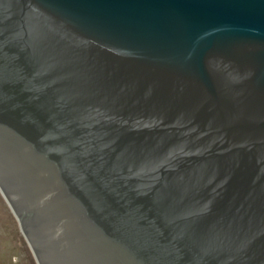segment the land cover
<instances>
[{"label":"water","instance_id":"obj_1","mask_svg":"<svg viewBox=\"0 0 264 264\" xmlns=\"http://www.w3.org/2000/svg\"><path fill=\"white\" fill-rule=\"evenodd\" d=\"M0 189L39 264H264V0H0Z\"/></svg>","mask_w":264,"mask_h":264},{"label":"rangeland","instance_id":"obj_2","mask_svg":"<svg viewBox=\"0 0 264 264\" xmlns=\"http://www.w3.org/2000/svg\"><path fill=\"white\" fill-rule=\"evenodd\" d=\"M0 264H39L18 217L1 189Z\"/></svg>","mask_w":264,"mask_h":264}]
</instances>
